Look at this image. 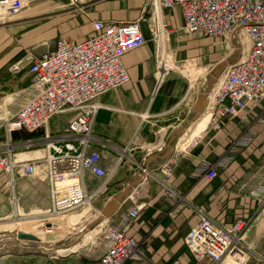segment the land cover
Wrapping results in <instances>:
<instances>
[{"label": "crops", "instance_id": "crops-1", "mask_svg": "<svg viewBox=\"0 0 264 264\" xmlns=\"http://www.w3.org/2000/svg\"><path fill=\"white\" fill-rule=\"evenodd\" d=\"M146 3L147 0H86L85 11L74 14L66 0H43L7 25L0 24V151L11 144L18 161L13 176H0V226L40 221L51 209L43 149H27L24 143L40 141L47 131L52 135L61 134L76 116L73 112L58 115L48 128H41L32 135L7 129L4 122L12 120L23 102L35 95L28 72L30 61L54 50V40L59 36L73 44L87 39L95 20L133 22L143 19L140 25L145 44L123 58L129 83L98 100L100 108L92 135L108 140L111 146L102 148L94 143L89 151L99 155L97 165L104 171L101 177L92 170L83 174L86 192L91 195L99 191L90 204L91 218L96 219L110 199L128 184L141 181L131 188L120 210L98 226L104 229L115 225L122 229L123 214L135 205L142 208L130 233L141 242L143 257L126 264H196L185 245L186 236L198 224L194 208L203 209L227 226H232L239 218L245 219L251 223L247 240L264 241V126L253 117L245 122L227 120L219 129L212 126L209 118L204 130L193 137L198 139V146L184 151L171 180L188 203L176 204L169 199L150 175H160L161 165L175 153L164 159L173 136L175 149L184 136L194 134L204 112L195 119L193 107L199 93L208 89L210 72L223 58L220 59L217 45L210 47L209 39L199 40L184 32L178 8L164 11L167 27L164 37L157 40L153 23L146 21ZM163 57L170 69L160 77L159 61ZM174 62L182 68L187 62H193L197 68L195 79L186 77ZM19 63H22V71L13 74V66ZM207 106L208 103L205 110ZM245 132L253 134L251 144L235 148L232 162L219 170L214 180L208 181L199 171L200 161H219L229 154ZM134 138L137 147L125 152ZM162 140L166 150L147 156L142 146ZM39 235H47L41 231L36 236L42 240V246L47 245L45 253H26L0 264H93L95 260L83 259L76 246L67 244L61 245L63 251H68L66 254L51 253L49 248H58L61 242H67L66 237L62 233L49 238Z\"/></svg>", "mask_w": 264, "mask_h": 264}, {"label": "built area", "instance_id": "built-area-1", "mask_svg": "<svg viewBox=\"0 0 264 264\" xmlns=\"http://www.w3.org/2000/svg\"><path fill=\"white\" fill-rule=\"evenodd\" d=\"M37 1V0H30ZM75 12H84L86 0H66ZM26 0H0V24L7 25L26 8ZM178 8L183 18V30L188 35L222 40L225 37L242 39L244 57L230 64L223 80L213 87L215 92L211 124L219 129L227 120L248 121L251 117L264 126V0H147L146 21L152 22L157 40L164 37V11ZM141 20L133 22H92V33L79 43L61 39L55 49L30 61L35 95L26 99L12 120L4 122L9 131L20 130L32 135L48 128L50 121L61 114L73 112L75 118L58 135L49 131L40 141L24 143L27 149L42 148L50 186L51 209L41 218L44 234H54L60 226L54 221L92 203L94 196L84 187L83 174L92 170L97 176L104 171L97 163L99 155L90 152L96 143L102 148L111 146L108 140L97 139L92 128L100 108L101 96L129 83L123 58L142 47L146 40ZM240 47V46H238ZM239 48H236V51ZM235 52V50H234ZM160 77L167 72L165 58L159 61ZM22 71V63L12 68L13 74ZM210 96V94H209ZM209 100V97H208ZM134 138L125 152L137 147ZM253 134H245L234 143L229 154L211 163L200 161L199 171L208 181L218 176L233 160L235 148L251 144ZM175 153L160 167V175L150 174L162 192L178 204L188 203L186 196L171 184L173 173L186 149L198 146L193 139L182 149L179 141ZM147 156L163 153L164 140L144 144ZM13 146L0 151V176H13L18 165ZM148 174L146 169H143ZM107 183V182H106ZM105 187V186H104ZM198 224L185 238V245L196 264H264V256L253 252L246 244L250 222L239 218L232 226L211 218L203 209H193ZM142 208H130L122 216L124 227L109 225L101 229L104 248L93 264H126L143 257L142 244L130 233L139 219ZM173 264H179L174 262Z\"/></svg>", "mask_w": 264, "mask_h": 264}, {"label": "rangeland", "instance_id": "rangeland-1", "mask_svg": "<svg viewBox=\"0 0 264 264\" xmlns=\"http://www.w3.org/2000/svg\"><path fill=\"white\" fill-rule=\"evenodd\" d=\"M42 2L43 0L27 2L25 11L39 6L40 3ZM72 12L75 14V11L73 9ZM61 39L66 40L65 37L59 36L54 40V45L56 46V43ZM203 39L205 41H208L207 38L199 37V40H203ZM213 41L212 39H209L208 42L211 48L212 46L213 48H215L216 45L218 46V50H219L218 54H220V59L221 57L223 58V61H221L220 65L226 62L232 64L234 61H237L244 57L243 46L245 45V42L242 39H237V38L232 39L230 36L229 37L227 36L222 40H213ZM236 48L239 49H237L236 51ZM191 63L193 62H187L186 65H184L185 67L182 68L181 64L174 62L175 66H178L186 77H188L189 79H195L197 68L193 70H189L190 69L189 67H188L189 69L187 68V66L191 65ZM220 65L218 66L216 65L213 68V70L210 72V75L214 74ZM225 69L223 70L221 75H223ZM221 75L217 78V82L219 78L222 77ZM217 82L215 84H217ZM90 211H91V205H88L86 207L85 206L81 207L76 211L67 214L62 219H58L54 221L56 224L60 226V229L58 231H55L54 234H50L47 236L39 235L42 237L49 238L51 236H56L57 234L62 233V236L66 237L67 242L64 241L65 243L61 242L59 245H57L59 249L49 248V250H52L51 253L61 254V255L66 254V252L68 251H63L62 249L64 248L62 246L67 244V245L76 246L77 247L76 250H78L79 255L85 260H92L100 255L101 251L104 248V241L101 237V229L99 232L97 231L99 225L90 228L89 234L91 233V231L96 230L91 236H89V234L82 236L81 233L82 229L84 227H88L95 219V218H91ZM41 224H42L41 221H28V222L24 221L21 222L20 224L11 223L5 226H0V262L14 259L16 258V256L25 255L26 253L30 255L31 254L38 255L41 254V252L45 253L46 250H48V248L46 247L47 245L45 244L44 246H42L40 244L42 240L36 238L39 232L41 231L44 232L45 230V228L43 230ZM65 237H63V240H65ZM245 242L247 245L248 243L250 244L249 247L252 249L253 252H256L258 254L260 253L264 256V241L260 243H258L255 239H251L248 241L246 236ZM247 264H255V262L253 261V259H251L247 261Z\"/></svg>", "mask_w": 264, "mask_h": 264}, {"label": "water", "instance_id": "water-1", "mask_svg": "<svg viewBox=\"0 0 264 264\" xmlns=\"http://www.w3.org/2000/svg\"><path fill=\"white\" fill-rule=\"evenodd\" d=\"M230 65V63H224L219 66V68L216 70L214 74H211L208 80V89L206 91H202L198 95V100L196 101L194 107H193V114H195V119L200 117V115L204 112L206 105L208 103V96L211 93L213 86L217 82V78L221 75L223 70L227 68ZM182 133V132H181ZM180 133V134H181ZM179 134V133H178ZM179 134V135H180ZM175 136H173V139L169 143L168 152L164 156V159L168 158L173 154L174 146L172 145L174 142ZM141 181L135 184H128L124 190L117 196H114L110 199L108 202L105 210L101 212V214L88 226L84 227L81 231L82 236L87 235L90 232V228L99 225L102 221H105L109 218H111L113 215H115L123 205V203L126 201V199L129 197V193L131 191V188L139 184Z\"/></svg>", "mask_w": 264, "mask_h": 264}, {"label": "bare ground", "instance_id": "bare-ground-1", "mask_svg": "<svg viewBox=\"0 0 264 264\" xmlns=\"http://www.w3.org/2000/svg\"><path fill=\"white\" fill-rule=\"evenodd\" d=\"M190 69H189V68ZM187 68L189 70H193L196 68L195 64L194 63H191L190 66H188ZM171 69H174L171 67ZM222 77L219 78L218 82H217V86L219 85V83L223 80V75H221ZM214 95H215V92L212 91L210 93V96H209V100H208V106H207V110H204V113L203 115L200 117V119L197 121V125H196V129H195V132L193 135H190L189 137H183L180 141V145L182 148L186 147L189 142L193 139L194 136H197L202 130H204V127H206V124H207V121L208 119L210 118L211 120V116L213 114V109H212V104H213V99H214ZM193 129V128H192ZM188 135V134H187ZM195 139V138H194ZM90 205V204H89ZM105 224V223H104ZM100 228H97V231H99ZM94 231H91V233L89 234V236H91L94 232ZM95 238V237H94ZM82 246V245H81ZM51 249V248H50Z\"/></svg>", "mask_w": 264, "mask_h": 264}]
</instances>
